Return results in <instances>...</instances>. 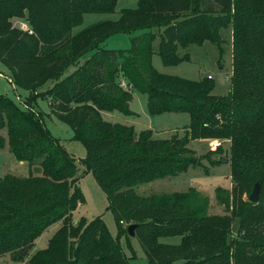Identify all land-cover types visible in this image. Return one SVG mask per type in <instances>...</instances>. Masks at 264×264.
I'll return each mask as SVG.
<instances>
[{
    "label": "trees",
    "instance_id": "obj_1",
    "mask_svg": "<svg viewBox=\"0 0 264 264\" xmlns=\"http://www.w3.org/2000/svg\"><path fill=\"white\" fill-rule=\"evenodd\" d=\"M134 1L137 7L123 9L119 19L74 35L85 15L113 14L118 0H0V61L12 83L29 92L25 109L0 98V131L7 133V139L0 136V148L7 144L30 171L28 177H0V258L21 264H130L119 238L130 245L127 227L136 224L147 264H264V0ZM14 20H23L28 30ZM228 30L233 72L225 96L213 94L212 78L186 80L153 66L157 38L163 64L176 66L190 60L181 49L206 42L222 57ZM140 31L127 50L102 47L111 36ZM71 66L78 68L60 80ZM49 81H55L53 87L39 92ZM134 92L147 96L151 116L188 114L186 135L157 139L152 130L136 134L134 126L107 121V112L137 115L130 108ZM40 97L85 147L83 164L106 195L118 238L101 216L72 222L73 211L85 202L79 168L35 107ZM195 140L231 143L232 203L216 190L225 215H210L208 200L195 189L147 197L134 189L177 177L204 159L213 168L221 165L212 160L218 150L198 157L189 148ZM36 166L42 174H33ZM205 172L210 174L207 167ZM256 184L259 201L241 200ZM57 222L61 226L47 247L31 254ZM168 237H181V243L160 241Z\"/></svg>",
    "mask_w": 264,
    "mask_h": 264
},
{
    "label": "rangeland",
    "instance_id": "obj_2",
    "mask_svg": "<svg viewBox=\"0 0 264 264\" xmlns=\"http://www.w3.org/2000/svg\"><path fill=\"white\" fill-rule=\"evenodd\" d=\"M137 7V2L134 0H118V5L113 14H87L85 15L83 24L73 29V34H77L88 26L106 20H117L123 9H133ZM17 21V20H16ZM15 21L17 27L19 23ZM143 34L142 31L133 34H117L106 40L102 47L111 50H127L131 47V40L134 37ZM223 38L227 41L224 45V55L221 57L218 49L211 43L206 42L203 46H190L188 50H180L182 56L186 53L190 55V60L178 64L176 66H166L158 55V47L160 39L154 43L153 66L162 74L183 78L186 80L198 81L209 75L214 83L213 94L216 96H225L232 88L231 76L233 72V54H232V31L223 32ZM85 59H82V64ZM78 67L71 66L60 77V80L72 74ZM55 81L47 82L39 92H46L53 87ZM29 92L18 88L12 83L11 71L0 61V98L8 97L18 107L25 109L24 102L28 98ZM35 107L39 112L44 114L46 126L50 133L59 139L66 151L76 160L79 174V188L84 194L85 202L79 204L73 211L71 219L73 223L80 221L82 218L91 221L101 216L107 225L110 233L114 238L119 237L118 224L113 213L108 210V201L102 188L98 185L95 177L86 172L83 160L86 158V149L78 141L73 139L72 129L59 121L51 114L50 101L47 98L36 99ZM130 108L137 115L134 117L125 116L119 112L104 113L107 121L112 123H120L129 126H134L136 134L144 130H152L157 139H170L174 135L183 138L186 135V130L183 128L189 127L191 118L188 114H173L166 113L159 116H151L147 107V96L138 92H134L133 101ZM0 136L7 139L6 130L0 131ZM189 148L193 150L198 157H204L208 152L213 151L218 153L212 157L216 163H221L217 167H211L207 160L202 161V165L196 168H190L187 172L180 174L177 177L156 180L151 183H143L135 186V191L140 196H151L161 194H171L174 192H187L190 189H195L209 202L210 215H225L227 213L225 205L221 204L216 197V190L222 189V197H230L232 203L231 192L233 190V182L231 178V143L225 140H195L190 141ZM205 167L210 171L206 174ZM29 166L27 163L20 162L12 155L8 145L0 148V177L11 174L17 177H28ZM34 175L42 174L39 166L34 167ZM253 187L243 192L240 196L244 202L249 201V196L253 191ZM228 195V196H225ZM61 222H57L50 226L35 242L31 254L47 247L49 240L53 237L56 231L60 228ZM238 222L234 226L233 236L237 234ZM120 244L123 247L130 264H147V258L142 249V246L137 238L130 239V245L125 236L119 238ZM162 243L178 245L181 243V237H168L160 240ZM135 252V258L133 257ZM0 264H21L12 261L8 256L0 258Z\"/></svg>",
    "mask_w": 264,
    "mask_h": 264
},
{
    "label": "water",
    "instance_id": "obj_3",
    "mask_svg": "<svg viewBox=\"0 0 264 264\" xmlns=\"http://www.w3.org/2000/svg\"><path fill=\"white\" fill-rule=\"evenodd\" d=\"M260 185L256 184L251 195L249 196V201L253 202V203H257L259 201V197H260ZM138 225L136 224H131L127 227V231H128V235L131 238H136V233L135 230L137 228Z\"/></svg>",
    "mask_w": 264,
    "mask_h": 264
},
{
    "label": "crops",
    "instance_id": "obj_4",
    "mask_svg": "<svg viewBox=\"0 0 264 264\" xmlns=\"http://www.w3.org/2000/svg\"><path fill=\"white\" fill-rule=\"evenodd\" d=\"M134 9V8H133ZM85 18V17H84ZM15 21L16 20H14L13 21V23L15 24ZM18 21V22H17ZM16 22L17 23H19L18 24V26L17 27H19V28H21V29H27L28 27H27V25H26V23L23 21V20H17ZM102 22V21H101ZM97 23H99V22H97ZM94 24H96V23H94ZM93 25V24H92ZM91 26V25H90ZM108 40V39H107ZM26 162H20V164H25Z\"/></svg>",
    "mask_w": 264,
    "mask_h": 264
},
{
    "label": "built area",
    "instance_id": "obj_5",
    "mask_svg": "<svg viewBox=\"0 0 264 264\" xmlns=\"http://www.w3.org/2000/svg\"><path fill=\"white\" fill-rule=\"evenodd\" d=\"M25 30H28V28L25 29ZM208 78L211 79L212 77L209 75ZM122 86H123V87H126V83L123 82V83H122Z\"/></svg>",
    "mask_w": 264,
    "mask_h": 264
}]
</instances>
